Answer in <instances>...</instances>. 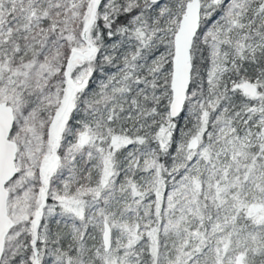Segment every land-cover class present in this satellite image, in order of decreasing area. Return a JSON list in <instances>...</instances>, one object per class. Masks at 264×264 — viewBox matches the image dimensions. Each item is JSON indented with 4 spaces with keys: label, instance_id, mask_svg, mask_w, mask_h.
Segmentation results:
<instances>
[{
    "label": "snow or ice",
    "instance_id": "6c2138e0",
    "mask_svg": "<svg viewBox=\"0 0 264 264\" xmlns=\"http://www.w3.org/2000/svg\"><path fill=\"white\" fill-rule=\"evenodd\" d=\"M0 264H264V0H0Z\"/></svg>",
    "mask_w": 264,
    "mask_h": 264
}]
</instances>
